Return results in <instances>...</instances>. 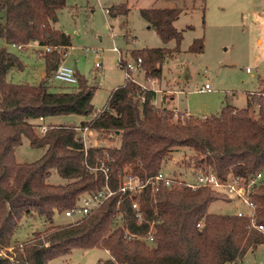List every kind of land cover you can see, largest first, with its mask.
<instances>
[{"label":"trees","instance_id":"obj_1","mask_svg":"<svg viewBox=\"0 0 264 264\" xmlns=\"http://www.w3.org/2000/svg\"><path fill=\"white\" fill-rule=\"evenodd\" d=\"M65 0H0V264H47L74 248H101L107 258L96 264H234L247 250L264 244V230L233 213H211L208 205L229 200L209 187L191 189L172 174L170 184L156 190L143 188L131 197L115 191L87 214L34 230L25 240H12L22 216L36 214L51 221L54 214L76 205L83 193L104 183L117 185V174L127 171L139 179L162 170L172 150L191 151L190 170H211L223 179L228 173L247 177L264 168V78L257 89L247 92L245 105L224 103L215 115H189L173 119L172 109L155 105L156 92L123 79L109 92L103 107L78 124L47 123L44 118L61 114L92 113L94 86L73 69L76 85L53 90L45 83L12 82L10 67L21 68L18 56L7 45H56L41 57L48 74L71 45L69 35L54 26ZM177 7L140 8L139 14L162 42L180 32L173 26ZM124 3L111 5L107 15H125ZM123 32V38L126 37ZM188 49H201L200 41ZM20 48V49H21ZM178 51L173 48L142 47L128 50L140 58L143 76L159 79L161 64ZM125 59L120 54V64ZM90 131L95 145L83 146L81 131ZM25 138L41 153L19 161L16 150ZM105 140L111 142L105 144ZM55 172L60 183L47 177ZM142 215L137 222L131 202ZM254 219L264 227V180L253 193ZM150 230L152 241L146 240Z\"/></svg>","mask_w":264,"mask_h":264},{"label":"rangeland","instance_id":"obj_2","mask_svg":"<svg viewBox=\"0 0 264 264\" xmlns=\"http://www.w3.org/2000/svg\"><path fill=\"white\" fill-rule=\"evenodd\" d=\"M119 3L127 7L125 15L110 17L103 13L104 8ZM151 7L179 8V14L172 23L181 35L177 44L174 39L162 42L140 16V8ZM54 26L71 39V47L64 49L65 56H61L62 64L72 67L89 85L94 86L92 113L53 115L44 118V124L76 125L82 120H89L103 107L111 89L124 79V71L117 65V53L111 50L112 46L119 48L122 58L132 61L128 50L161 46L173 48L177 45L178 51L162 62L159 79L144 77L141 69L134 73V78L148 88L160 90L166 97L174 95L172 91L178 86L182 87L183 93L175 95L173 102L178 109L185 108L196 117L215 115L221 102L243 107L246 93L256 90L258 80L264 78V0H65L64 6L57 11ZM124 31L127 34L125 38L122 36ZM110 34H114L113 39ZM197 41H200L201 49L190 51L188 48L197 45ZM0 46H4L1 41ZM7 49L17 53L22 63L21 68H9L5 75L7 80L45 83L53 90L76 85L52 78L44 82L41 78L38 80L43 58L34 55L30 46H25L21 52L11 45H7ZM91 50L99 54L97 68L93 65ZM246 68L249 71H245ZM204 83L209 84L210 92L199 90ZM90 139L92 143L96 142L92 137ZM40 153V149L30 148L26 139L22 138L16 158L19 161L32 160ZM189 155L191 151L183 147L172 150L162 172L167 176L174 174L190 178ZM261 179L264 180V168ZM47 181L60 183L62 179L52 171ZM235 208L245 209L236 201L216 199L208 205L207 211L233 213ZM68 220L62 213L54 214L51 221H44L36 214L22 216L12 240L21 242L34 230ZM107 257V252L101 248H74L68 254L48 260L47 264H96L97 259ZM234 264H264V244L247 250Z\"/></svg>","mask_w":264,"mask_h":264},{"label":"built area","instance_id":"obj_3","mask_svg":"<svg viewBox=\"0 0 264 264\" xmlns=\"http://www.w3.org/2000/svg\"><path fill=\"white\" fill-rule=\"evenodd\" d=\"M103 13L107 15V8L103 9ZM109 37L111 39L114 38V34H110ZM12 47L16 49H20L21 45H13ZM26 46H30L34 55L41 57L43 54L50 50H56L60 52L61 47L56 45H38L35 43L28 44ZM111 50L117 53V65L120 64V52L119 48L116 46H112ZM87 51V49H86ZM66 52H62V56H65ZM91 53L94 56V67L97 68L99 66V54L95 50H91ZM140 58H132V61L124 60L121 63V68L124 71V78L126 80L132 81L141 87H146L143 84H140L135 78L134 73L139 69ZM245 71H249L248 68ZM50 78L57 80L59 82L65 84H75L76 77L73 73V68L62 64L60 61L56 67L51 71ZM200 91L210 92L212 89L208 83H204L202 87L199 89ZM154 103V102H153ZM155 104V103H154ZM157 105V104H155ZM173 119L184 118L189 116V114L184 112H179L176 109H172ZM42 123L39 126V130L44 132L46 129V125L43 123L42 118H38ZM81 141L83 146L86 147L88 145H95V142L92 143L90 139V131L87 127H84L81 131ZM118 180L115 189H111L110 186L104 183L101 187L95 189L94 191L83 193L77 200L76 205L72 206L69 209H66L62 212L64 217H67L70 222L75 221L76 219L82 217L87 214L91 209L95 208L99 203L105 200L107 197L112 195L115 191L120 193L127 194L128 196H132L134 194H138L143 188L149 187L150 190L154 191L157 188L159 183L168 186L170 184V177L172 175H165L162 170H159L156 174L146 177L144 179H139L137 176L131 174L130 172L123 171L117 174ZM178 181H184V184L191 188L195 189L196 187H209L214 189L223 195H225L230 201H236L243 205L245 209L235 208L233 214L237 217H245L248 219L250 224L254 226L256 229L263 231L264 227L261 224H256L254 219V207L255 203L253 201V193L259 181H261V171L253 173L247 177H242L240 175H233L232 173H228L225 178H219L213 171L211 170H197L194 173H191V177L188 179L177 177ZM131 208L134 211V217L137 222L142 221V215L139 210L138 204L135 200L131 202ZM146 240L148 242L152 241V234L150 230L146 233Z\"/></svg>","mask_w":264,"mask_h":264},{"label":"crops","instance_id":"obj_4","mask_svg":"<svg viewBox=\"0 0 264 264\" xmlns=\"http://www.w3.org/2000/svg\"><path fill=\"white\" fill-rule=\"evenodd\" d=\"M0 41H1V45H4V41L2 40V39H0ZM71 47V45L69 46V47H67V48H70ZM16 49V48H15ZM24 48L22 47L21 49H16V51H18V52H21L22 50H23ZM10 51V50H9ZM12 52V51H11ZM66 52V51H65ZM13 53V52H12ZM15 55H17V53H14ZM18 56V55H17ZM19 58V57H18ZM63 59V58H62ZM62 59H61V62H62ZM50 73L51 72H49L48 74H45V72H44V61H42V70H41V72L39 73V75H38V80H40V78L42 79V81L44 82V81H47L49 78H50ZM151 81H153V80H151ZM32 83V82H31ZM151 89H153L155 92H156V98H155V100H154V103L155 104H157V105H159V106H163V107H166V108H169V109H176L177 111H179V112H184V111H186V109L185 108H183V109H178L177 108V106L175 105V102H173V100H174V97H175V95H177V94H180V93H183V89H182V87H180V86H178V88H176L175 90H173L172 91V93L174 94V95H170V96H168V97H166L165 96V94H163L160 90H157V89H155V88H153V87H151ZM249 92H251V91H249ZM222 104H223V102H221V106H222ZM220 106V107H221ZM236 107V106H235ZM219 110H220V108H219ZM187 113H188V111H186ZM219 112V111H218ZM217 112V113H218ZM217 113H215V114H217ZM189 115H191L190 113H188ZM210 115H213V114H202L201 116H197V117H207V116H210Z\"/></svg>","mask_w":264,"mask_h":264}]
</instances>
